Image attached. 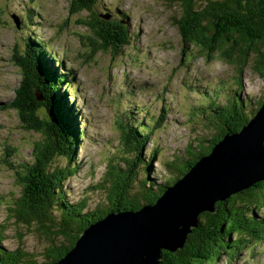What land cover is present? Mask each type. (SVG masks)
Here are the masks:
<instances>
[{"label":"rangeland","instance_id":"374dc122","mask_svg":"<svg viewBox=\"0 0 264 264\" xmlns=\"http://www.w3.org/2000/svg\"><path fill=\"white\" fill-rule=\"evenodd\" d=\"M91 1L92 11H74L72 0H0V103L16 95L21 79L16 52L20 57L24 55L29 49L27 43L33 48L45 46L43 55L53 61L61 76L68 75L69 81L65 80L60 90L66 93L83 133L77 173L65 180L63 192L57 197L65 204L85 202V212L100 206L109 208V186L103 188L106 178L112 179L108 169L111 163L122 167L127 164L120 119L150 128L153 119L164 117L144 150L151 166L139 167L131 188L129 199H140L145 184L146 188L156 189L166 183V178L180 175L173 166L193 157L191 152L198 138L218 133L225 117L212 116L206 107L214 98L225 104L240 96L244 102L247 100L245 103L251 100L254 109L258 102H264V77L254 70L253 61L241 72L236 64L219 55L209 56L198 47L192 46L182 57L181 29L173 18L178 11L169 0ZM93 12H111L117 23L127 26L129 43L121 51L116 53L110 46L108 51L92 55L90 47L99 45L100 40L94 38L85 21ZM249 110L245 107L242 112ZM34 138L22 131L13 109H0V232L5 231L6 236L3 246L16 249L23 244L35 260L46 262L49 241L45 235L37 227L15 223L11 203L20 195V187L6 165L9 159L30 158ZM152 151H156L154 157ZM138 190L143 191L137 193ZM21 235L24 237L20 242ZM263 247L264 242L233 262L224 258L216 264H264Z\"/></svg>","mask_w":264,"mask_h":264},{"label":"trees","instance_id":"16d2710c","mask_svg":"<svg viewBox=\"0 0 264 264\" xmlns=\"http://www.w3.org/2000/svg\"><path fill=\"white\" fill-rule=\"evenodd\" d=\"M169 1L178 11L173 18L181 29L182 57L194 46L209 56L219 55V58L236 64L241 72L253 61L254 70L264 77V0ZM72 2L74 11L92 9L91 0ZM112 16L111 12H93L85 21L93 30L94 38L100 40L99 45L91 44L93 48L90 45L92 55L99 50L108 51L110 46L115 47L117 53L129 43L127 26L117 23ZM30 41L34 43L32 39ZM27 45L29 49L21 57L16 52L19 58L16 65L21 71L16 95L13 100L0 103V109L15 111L23 132L35 137L30 158L9 159L6 164L20 187V195L11 203V211L15 223L37 227L48 239L49 245L44 255L47 261L39 262L23 249V244L16 249L5 248V231H1L0 264H48L58 261L75 246L81 233L91 223L110 211L138 210L145 204L156 203L168 186L179 181L203 155L210 153L223 136L240 131L263 103L258 102L254 109L251 100L245 103L247 100L244 102L240 96L225 104L214 98L206 107L212 116L225 117L218 133L210 138H198L196 148L190 146L193 149L190 160L170 164H174L180 175L166 178V183L156 189L154 186L146 188L145 184L140 199H129L131 188L139 167L143 165L149 169L151 166L144 150L164 117L153 119L150 128L143 123L130 125L125 119H120L118 126L122 130L121 142L127 153L124 157L127 164L122 167L111 163L108 169L112 179L106 178L103 188L109 186L112 200L109 208L100 206L85 212V202L83 205L65 204L61 197H57L63 192L65 180L77 173L79 139L83 135L74 109L68 105L66 93L60 90L64 81H69L68 75L61 76L53 61L43 55L41 51L46 49L45 46L36 45L33 48L31 44ZM245 107L250 109L246 114L242 112ZM162 109L165 110L164 107ZM225 112L228 114L224 115ZM152 153L151 157H154L156 151ZM214 208V211L205 210L199 214L198 225L192 227L182 247L176 250L162 248L160 264H216L224 258L233 262L241 258L245 251L251 253L254 246L264 242V181L218 200ZM23 237L20 236V242Z\"/></svg>","mask_w":264,"mask_h":264},{"label":"water","instance_id":"95a60500","mask_svg":"<svg viewBox=\"0 0 264 264\" xmlns=\"http://www.w3.org/2000/svg\"><path fill=\"white\" fill-rule=\"evenodd\" d=\"M258 181H264V102L240 131L223 136L156 203L110 211L91 223L63 258L48 264H160L162 248L182 247L202 211H214L218 200Z\"/></svg>","mask_w":264,"mask_h":264},{"label":"bare ground","instance_id":"6f19581e","mask_svg":"<svg viewBox=\"0 0 264 264\" xmlns=\"http://www.w3.org/2000/svg\"><path fill=\"white\" fill-rule=\"evenodd\" d=\"M27 26V25H26ZM33 38V37H32ZM39 47H40V45H39ZM42 47V46H41ZM42 58V57H41ZM46 60V59H45ZM41 61V60H40ZM40 64V63H39ZM44 64V63H43ZM65 78V77H64ZM71 80V79H70ZM74 90V89H73ZM64 101V100H63ZM61 102V101H60ZM60 105V104H59ZM57 107V106H56Z\"/></svg>","mask_w":264,"mask_h":264},{"label":"flooded vegetation","instance_id":"af4514ba","mask_svg":"<svg viewBox=\"0 0 264 264\" xmlns=\"http://www.w3.org/2000/svg\"><path fill=\"white\" fill-rule=\"evenodd\" d=\"M114 28V27H113Z\"/></svg>","mask_w":264,"mask_h":264}]
</instances>
